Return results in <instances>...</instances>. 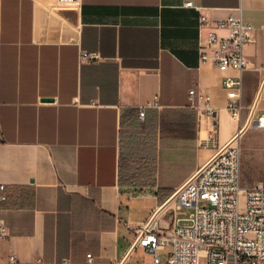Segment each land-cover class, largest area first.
Instances as JSON below:
<instances>
[{"label":"crops","instance_id":"1","mask_svg":"<svg viewBox=\"0 0 264 264\" xmlns=\"http://www.w3.org/2000/svg\"><path fill=\"white\" fill-rule=\"evenodd\" d=\"M231 15L254 26L242 73L201 61ZM263 79L264 0H0V264H155L138 231L178 220L167 202L264 110ZM236 142L242 187L264 186V128Z\"/></svg>","mask_w":264,"mask_h":264},{"label":"built area","instance_id":"2","mask_svg":"<svg viewBox=\"0 0 264 264\" xmlns=\"http://www.w3.org/2000/svg\"><path fill=\"white\" fill-rule=\"evenodd\" d=\"M68 6H78L79 0H58ZM192 7V3L186 4ZM227 31V36L211 32L201 46V61L210 63L222 72L242 73L250 69L244 48L251 42L254 26L242 16L231 15L217 23ZM94 55L82 52L81 59ZM223 87L227 93V108L232 117L240 120L243 107L240 103L243 82L241 76H225ZM193 103H200L195 90H190ZM198 99V100H197ZM264 102V79L256 105ZM160 108L158 102L143 107ZM199 111L214 116V109L207 97ZM250 125L264 128V113L251 120ZM211 139L209 143H213ZM197 175L188 181L175 199L177 209L192 212L186 219L174 220L167 226L157 223L142 227L137 233V246L153 254L159 263V251L171 247L168 264H264V186L250 188L241 185V149L237 142L220 149ZM0 201L6 200L1 194ZM4 236V223L0 219V237ZM8 264H16L11 258Z\"/></svg>","mask_w":264,"mask_h":264},{"label":"water","instance_id":"3","mask_svg":"<svg viewBox=\"0 0 264 264\" xmlns=\"http://www.w3.org/2000/svg\"><path fill=\"white\" fill-rule=\"evenodd\" d=\"M254 114H255V108H253V110H252V112H251V116H250L248 122L246 123V125H245V126L243 127V129L240 131V134H241L245 129H247V128L249 127V125H250V123H251V120H252ZM240 134H238V136H236V137H235V138H234V139H233L228 145H231V144L235 143V142L238 140ZM228 145H226V146H228ZM226 146H225V147H226ZM225 147H224V148H225ZM224 148H222V150H223ZM201 169H202V168H201ZM201 169H200V170H201ZM200 170H199V171H200ZM197 173H198V172H197ZM196 175H197V174H195V175L191 178V180H192ZM189 181H190V180H189ZM179 191H180V189H179V190L173 195V197L167 202L166 205H168L169 203H171L172 201H174V200L176 199V197H177ZM150 224H151V222H149L147 225H150ZM136 246H137V242H135L134 247H133L132 249H134Z\"/></svg>","mask_w":264,"mask_h":264},{"label":"rangeland","instance_id":"4","mask_svg":"<svg viewBox=\"0 0 264 264\" xmlns=\"http://www.w3.org/2000/svg\"><path fill=\"white\" fill-rule=\"evenodd\" d=\"M262 112H264V110H263V111H261V110H257V111L255 112V117L259 116ZM257 142H259V139L254 138V139H253V143L256 144ZM191 212H192V211H191L190 209L181 208V209H179V211L176 212V217H177L178 219H180V220H181V219H186V218L189 217V215H190Z\"/></svg>","mask_w":264,"mask_h":264}]
</instances>
